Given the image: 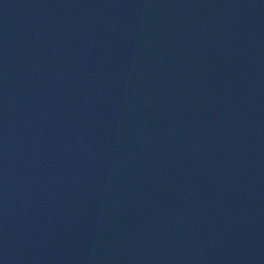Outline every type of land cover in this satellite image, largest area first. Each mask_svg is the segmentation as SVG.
<instances>
[{"label": "water", "instance_id": "1", "mask_svg": "<svg viewBox=\"0 0 264 264\" xmlns=\"http://www.w3.org/2000/svg\"><path fill=\"white\" fill-rule=\"evenodd\" d=\"M0 264H264V0H0Z\"/></svg>", "mask_w": 264, "mask_h": 264}]
</instances>
